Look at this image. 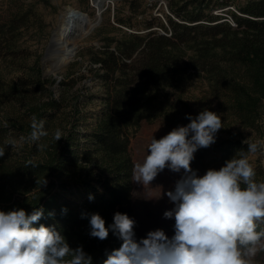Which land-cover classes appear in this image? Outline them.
I'll use <instances>...</instances> for the list:
<instances>
[{"label":"trees","instance_id":"obj_1","mask_svg":"<svg viewBox=\"0 0 264 264\" xmlns=\"http://www.w3.org/2000/svg\"><path fill=\"white\" fill-rule=\"evenodd\" d=\"M168 8L164 23L142 17L143 33L123 31L103 37L100 48L81 49L73 64H86L66 69L60 80L44 75L38 58L26 62L28 52L17 43L26 13L0 21V57L22 71L0 77V210L31 214L43 207L33 226L55 227L92 264H103L122 241L111 230L103 241L91 237L90 215L100 214L106 226L117 212L133 218L129 145L143 122L159 119L177 128L190 123L188 115L214 111L223 121L214 146L224 162L247 151L248 140L233 127L264 135V0H169ZM224 8L228 19L218 13ZM193 76L207 84L196 102L180 93ZM94 82L102 93L93 116L87 105L95 100ZM33 116L48 132L36 142L27 139ZM9 138L15 147L6 144ZM37 144L47 146L41 151ZM255 170L264 181V169Z\"/></svg>","mask_w":264,"mask_h":264},{"label":"clouds","instance_id":"obj_2","mask_svg":"<svg viewBox=\"0 0 264 264\" xmlns=\"http://www.w3.org/2000/svg\"><path fill=\"white\" fill-rule=\"evenodd\" d=\"M186 118L190 120L186 126L158 140L153 137L143 162L133 168V180L144 186L165 168L176 173L183 170L174 190L166 193L175 206L163 214L174 219V235L156 229L137 240L136 221L127 214L115 213L113 223L106 226L100 214L92 213L91 237L103 241L111 230L122 241L103 264H255V257L264 252V181L256 179L249 159L264 149V141L248 142L246 152H238L219 170L208 169L201 176L191 168L194 154L216 142L223 121L208 109ZM46 136L44 121L33 116L27 139L36 142ZM62 136L57 129L54 139ZM6 144L15 147L16 140L9 138ZM46 146L37 144L41 151ZM4 155L5 148L0 147V157ZM44 184L45 180L40 182ZM43 216V207L31 214L23 208L0 210V264H92L83 247H70L55 227H34Z\"/></svg>","mask_w":264,"mask_h":264},{"label":"rangeland","instance_id":"obj_3","mask_svg":"<svg viewBox=\"0 0 264 264\" xmlns=\"http://www.w3.org/2000/svg\"><path fill=\"white\" fill-rule=\"evenodd\" d=\"M112 0L100 13V19L97 20L96 10L91 5V0H0V21L6 20L16 13H26L28 22L26 27L21 28V34L17 39L18 45L28 52L27 63L31 64L36 58L39 60L40 68L44 75H52L53 78L60 80L66 69L79 70L85 60L79 64H73L76 59H79V51L84 48H100L103 44V37L120 36L123 31L143 33L140 19L145 17L149 19L152 14L160 18L164 23V15H172L168 8L169 0ZM245 0H234L236 4H243ZM70 7V8H69ZM78 10L88 16L91 23H96L91 29L87 25L81 31L85 34L79 38H75L74 32H69L63 35L61 40L68 48L73 47L71 58L55 70L56 61L59 58L58 50L55 48L51 53L42 60L44 51L49 40L52 38L56 27L59 24L60 15L66 9ZM133 8L137 10L134 17ZM234 11L233 7H227ZM227 8L222 9V15L228 19ZM219 11V10H218ZM141 12H144L141 14ZM116 17H119L121 24L116 22ZM129 20V21H128ZM130 23L131 26H128ZM162 32L160 29H158ZM53 47H61L54 39ZM61 50V49H60ZM85 59V58H84ZM22 71L16 64H8V60L4 61L0 57V77H16ZM78 73V71H77ZM87 84H91L86 81ZM79 85V83H77ZM76 85V86H77ZM207 90L205 80L198 76L191 77L181 88L180 93L190 102H196L203 91ZM92 92L95 93V100L87 105L90 112H95L99 109V97L101 96V87L99 82L93 83ZM179 93V91H174ZM174 128L168 126L163 120H156L152 123L143 122L138 130L130 137V151L134 161V165L142 163L145 156L148 154V145L152 138L160 139L168 134ZM240 132V134H238ZM232 133L237 137L242 135L248 142L257 140L264 141V135L260 136L249 129H241L238 127L232 128ZM222 136H226L224 133ZM215 143L207 148H200L194 154L195 159L191 163V168L198 175H204L208 169L219 170L224 166L219 152L215 149ZM250 162L254 167L261 166L264 169V149L257 155H249ZM183 170L176 173L168 168L160 172L151 184L143 185L133 180L132 190V209L133 219L136 221L134 228L137 240L146 238L149 231L162 229L166 235L171 237L174 235V219H165L163 214L165 211L174 208V204L169 201L166 193L174 190L175 183L183 176ZM255 264H264V252H260L255 257Z\"/></svg>","mask_w":264,"mask_h":264},{"label":"bare ground","instance_id":"obj_4","mask_svg":"<svg viewBox=\"0 0 264 264\" xmlns=\"http://www.w3.org/2000/svg\"><path fill=\"white\" fill-rule=\"evenodd\" d=\"M92 6L96 10V6L94 3H92ZM69 8L66 9L65 12H63L60 15L59 24L56 27L53 37H52V40L55 39L57 43L61 45V47H53L49 51V53H51L52 49H55V48L61 49V50L60 49L58 50V52L60 53L59 58L56 61V64L58 65H63L69 60L70 58L69 54L72 48V47L68 48L67 45L64 43V41L61 40L63 38V35L68 34L71 31V32L76 33L75 38H79V37H82V35L84 36L85 34H87L84 32L81 33V31L83 30L85 26L89 25L91 29L96 24V23H91L88 16L84 13H77V15L70 14ZM97 20H98V17H97Z\"/></svg>","mask_w":264,"mask_h":264},{"label":"water","instance_id":"obj_5","mask_svg":"<svg viewBox=\"0 0 264 264\" xmlns=\"http://www.w3.org/2000/svg\"><path fill=\"white\" fill-rule=\"evenodd\" d=\"M111 1L112 0H91V5H92V3H94L95 4V6H96V15H97V17H98V20L100 19V13L105 9V7L108 5V3H111ZM77 13H81L80 11H78V10H70V14H75V15H77ZM53 37V36H52ZM52 45H53V41H52V38L49 40V42H48V44H47V46H46V49H45V51H44V56H43V58H42V60L44 61V59L47 57V55L49 54V51H50V49H51V47H52ZM72 51H73V47L71 48V52H70V58H71V54H72ZM69 58V59H70ZM63 65H65V64H63ZM63 65H55V70H57V69H59L61 66H63Z\"/></svg>","mask_w":264,"mask_h":264}]
</instances>
